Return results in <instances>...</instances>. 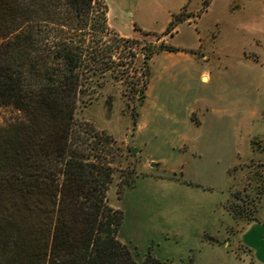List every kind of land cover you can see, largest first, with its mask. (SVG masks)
I'll return each mask as SVG.
<instances>
[{
	"label": "trees",
	"instance_id": "1",
	"mask_svg": "<svg viewBox=\"0 0 264 264\" xmlns=\"http://www.w3.org/2000/svg\"><path fill=\"white\" fill-rule=\"evenodd\" d=\"M107 13L105 0H0V106L21 114L0 127V264H138L108 200L111 137L75 115L121 80L135 127L151 58L175 48L120 36ZM138 45L141 58L116 53Z\"/></svg>",
	"mask_w": 264,
	"mask_h": 264
},
{
	"label": "crops",
	"instance_id": "2",
	"mask_svg": "<svg viewBox=\"0 0 264 264\" xmlns=\"http://www.w3.org/2000/svg\"><path fill=\"white\" fill-rule=\"evenodd\" d=\"M120 1L114 29L130 38L134 18L141 10L150 15L151 3L144 0L142 7L140 0ZM160 1L164 22L159 33L174 14L185 10L188 17L171 32L169 45L175 51H161L151 58L142 107L153 98L167 116L176 119L165 140L136 145L145 162L155 163L153 172L144 177L189 193L188 216H178L177 227L170 222L156 227L157 233L164 239L191 229L194 244L189 258L193 264H212L211 243L201 240L206 234L219 235L208 190L228 187L233 166L264 157V150L252 149L253 141H264V0ZM127 8L133 19L124 18ZM261 169L264 175V161ZM237 241L252 264H264V191L257 197L253 218L237 233Z\"/></svg>",
	"mask_w": 264,
	"mask_h": 264
},
{
	"label": "rangeland",
	"instance_id": "3",
	"mask_svg": "<svg viewBox=\"0 0 264 264\" xmlns=\"http://www.w3.org/2000/svg\"><path fill=\"white\" fill-rule=\"evenodd\" d=\"M140 1V6L143 7L144 0ZM105 2L108 7V24L115 30L121 1ZM159 2L161 1L150 0L151 4L147 6L150 8V15L141 10V17L134 18V23L141 31L160 36L157 40L155 36L144 35L133 28L134 32L130 38L137 40L141 46L165 41L168 45L171 43L169 34L164 36V31L159 33L164 22V16L159 11ZM131 13V8L123 10L124 18L131 19ZM175 15L182 21L188 17L185 10ZM130 51L139 58L142 57L139 45L120 48L116 53L128 62L131 58ZM127 78L134 80L132 71L128 73ZM123 90L121 80L111 79V83L102 88L97 98L86 107H79L75 115L79 121L91 124L95 130L111 137V151L114 156L112 165L115 172L112 175L108 200L112 207L120 208L123 213L119 239L131 249L138 264H144L148 255L161 264H193L188 256V253H193L189 250L194 244L191 229H181V236L167 235L164 239L160 237L162 234L156 231V227H163L168 222L177 227V217L181 214L188 216L189 193L184 195L177 190V186V189L169 188L159 180L144 177L153 172L155 163L151 162L149 165L145 162L136 145L140 141L155 143L165 140L176 118L167 116L160 104L150 98L142 107V111L140 107L137 123L133 127L127 106L128 98L122 94ZM20 117L21 114L14 108L0 106V127ZM263 146L264 141L252 142V149L259 150V153L264 150ZM263 161L264 157L259 155L256 159L250 158L233 166L228 173V187L208 190L212 197V221L213 224L218 223L215 229L219 231V235L209 237L206 234L201 240L211 243L212 264H252L248 252L237 241V233L253 218L257 197L264 191V175L261 169ZM169 178L173 179V176ZM126 180L129 185H126L121 193V186ZM218 181L215 179L213 183ZM156 253H160V257L157 258Z\"/></svg>",
	"mask_w": 264,
	"mask_h": 264
},
{
	"label": "water",
	"instance_id": "4",
	"mask_svg": "<svg viewBox=\"0 0 264 264\" xmlns=\"http://www.w3.org/2000/svg\"><path fill=\"white\" fill-rule=\"evenodd\" d=\"M134 151V150H133Z\"/></svg>",
	"mask_w": 264,
	"mask_h": 264
}]
</instances>
